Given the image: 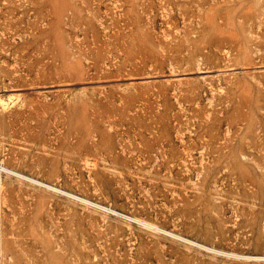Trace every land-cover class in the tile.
I'll return each instance as SVG.
<instances>
[{
  "label": "rangeland",
  "instance_id": "rangeland-1",
  "mask_svg": "<svg viewBox=\"0 0 264 264\" xmlns=\"http://www.w3.org/2000/svg\"><path fill=\"white\" fill-rule=\"evenodd\" d=\"M0 264H264V0H0Z\"/></svg>",
  "mask_w": 264,
  "mask_h": 264
},
{
  "label": "bare ground",
  "instance_id": "bare-ground-1",
  "mask_svg": "<svg viewBox=\"0 0 264 264\" xmlns=\"http://www.w3.org/2000/svg\"><path fill=\"white\" fill-rule=\"evenodd\" d=\"M20 175V174H19ZM41 183V182H40ZM44 185H46V184H44ZM46 186H48V185H46ZM140 223V222H139ZM146 226L147 225H149L150 226V228H153V229H158L157 227H155V226H153V225H150V224H148V223H146V222H143ZM142 224V223H141Z\"/></svg>",
  "mask_w": 264,
  "mask_h": 264
}]
</instances>
